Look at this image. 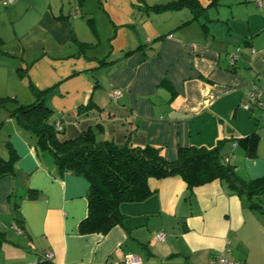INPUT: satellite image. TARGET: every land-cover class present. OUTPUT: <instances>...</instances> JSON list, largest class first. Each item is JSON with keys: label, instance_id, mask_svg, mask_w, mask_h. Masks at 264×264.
<instances>
[{"label": "crops", "instance_id": "1", "mask_svg": "<svg viewBox=\"0 0 264 264\" xmlns=\"http://www.w3.org/2000/svg\"><path fill=\"white\" fill-rule=\"evenodd\" d=\"M88 1L4 6L0 69L19 90L0 97L26 105L35 90L53 87L46 103L66 135L91 126L99 139L157 147L167 161L179 147L220 144L239 180L264 177V110L239 106L250 82L264 84V0H196V16L180 0ZM252 134L248 156L239 140ZM10 153L12 170L0 177V264H31L47 250L54 264H125L129 255L142 264H210L218 252L264 264V193L253 197L256 209L220 179L189 191L180 176L150 178L148 196L119 204V224L81 234L88 181L59 170L9 111L0 116V158Z\"/></svg>", "mask_w": 264, "mask_h": 264}, {"label": "trees", "instance_id": "2", "mask_svg": "<svg viewBox=\"0 0 264 264\" xmlns=\"http://www.w3.org/2000/svg\"><path fill=\"white\" fill-rule=\"evenodd\" d=\"M179 3L187 4L194 16L203 9L196 0H180ZM52 92L53 87L35 90L32 103L11 109L10 113L17 125L32 134L35 148L47 151L59 170L73 172L88 181L87 215L78 227L81 234H105L119 224L122 219L119 204L148 196L150 178L177 175L185 181L189 191L220 179L231 192L245 196L249 207L260 208L253 197L264 193V177L239 180L233 167L223 160L220 144L211 149L179 147L175 160L167 161L157 147L132 146L126 141L118 145L111 139H99L91 126H86L74 137L61 139L52 120L53 110L46 103ZM5 99L0 97V108ZM239 142L244 143L247 155L253 156L254 134ZM12 155L10 153L6 160L0 158V177L11 172ZM42 253L31 264H54L52 259H42Z\"/></svg>", "mask_w": 264, "mask_h": 264}, {"label": "built area", "instance_id": "3", "mask_svg": "<svg viewBox=\"0 0 264 264\" xmlns=\"http://www.w3.org/2000/svg\"><path fill=\"white\" fill-rule=\"evenodd\" d=\"M16 0H1V4L3 6H8L10 4H13ZM261 1H258V5H261ZM74 14H77L78 11H73ZM238 56L237 50L235 52L230 53L229 55V62L233 63L234 59H236ZM120 92L118 90H113L110 92L111 96H118ZM252 105L257 106L258 108L264 110V85L256 83L254 81L250 82L242 96V98L239 101V106L245 110H248ZM54 127L56 131H59L61 129V126L59 122L54 123ZM13 227L18 231L21 232V230L13 225ZM156 238L158 240H163L164 235L163 233L159 232L156 234ZM42 259L44 260H51L53 257V253L51 251H44L41 254ZM125 264H142L139 257L135 255H129L125 257L124 260ZM210 264H246L244 262H241L236 259H229L224 256L222 252L215 253L211 256Z\"/></svg>", "mask_w": 264, "mask_h": 264}, {"label": "rangeland", "instance_id": "4", "mask_svg": "<svg viewBox=\"0 0 264 264\" xmlns=\"http://www.w3.org/2000/svg\"><path fill=\"white\" fill-rule=\"evenodd\" d=\"M221 1V5H224V4H226V3H228L229 2V0H220ZM88 2H90V4H93L94 3V1L93 0H89ZM84 5H86V3L84 4ZM5 11L6 10V7H4V6H2V5H0V11ZM77 11L79 12V10L77 9ZM83 14V13H82ZM89 14V13H88ZM85 16V18L84 19H86L89 15H85V14H83V17ZM18 26V25H17ZM8 31H9V29H8ZM10 31H11V29H10ZM9 31V32H10ZM106 33V29L105 28H99V34L101 35V37L104 35ZM7 34V33H6ZM11 34V33H10ZM101 40L103 41V44L102 45H104V40H103V38H101ZM10 47H12V46H10V43L8 44L7 43V48H9V49H11ZM101 47H104V46H101ZM12 50V49H11ZM98 51V50H97ZM6 60V59H5ZM8 61V60H7ZM2 63H4V60H2V59H0V64H2ZM1 67V66H0ZM3 69H0V90H2L3 91V93H5V92H11V91H13L14 89L15 90H19V86L17 85V82L14 80V79H9L8 78V76H7V71H2ZM18 75V74H17ZM19 76V75H18ZM5 102H4V105H3V107L0 109V116L1 115H3V114H5V113H7L8 114V112L9 111H11V109H14V108H17V107H19V106H21V104L20 105H16L13 101H12V99H14V96L12 95V96H5ZM71 125L69 124V123H65V125H64V128L65 129H67V128H69ZM94 128H97L95 125H94ZM60 131V130H59ZM78 132V131H77ZM77 133H74V134H72V135H70L69 133L66 135V131L63 129L62 131H60L59 132V137L61 138V139H65V138H69V137H74L75 135H76ZM116 138H119V136L118 135H116ZM117 140H119V139H117ZM115 142V141H114ZM116 144H118V145H120L121 143H120V141H116L115 142ZM0 259H2L1 257H0Z\"/></svg>", "mask_w": 264, "mask_h": 264}, {"label": "water", "instance_id": "5", "mask_svg": "<svg viewBox=\"0 0 264 264\" xmlns=\"http://www.w3.org/2000/svg\"><path fill=\"white\" fill-rule=\"evenodd\" d=\"M238 187L240 188V185H238Z\"/></svg>", "mask_w": 264, "mask_h": 264}]
</instances>
